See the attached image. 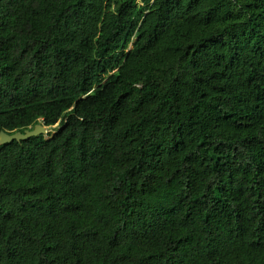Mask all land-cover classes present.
<instances>
[{"label": "trees", "instance_id": "obj_1", "mask_svg": "<svg viewBox=\"0 0 264 264\" xmlns=\"http://www.w3.org/2000/svg\"><path fill=\"white\" fill-rule=\"evenodd\" d=\"M0 264H264V0H0Z\"/></svg>", "mask_w": 264, "mask_h": 264}, {"label": "water", "instance_id": "obj_2", "mask_svg": "<svg viewBox=\"0 0 264 264\" xmlns=\"http://www.w3.org/2000/svg\"><path fill=\"white\" fill-rule=\"evenodd\" d=\"M47 128L43 125H35L32 130H25L23 133H7L0 131V146L11 144L12 142L21 143L33 137L45 136Z\"/></svg>", "mask_w": 264, "mask_h": 264}, {"label": "rangeland", "instance_id": "obj_3", "mask_svg": "<svg viewBox=\"0 0 264 264\" xmlns=\"http://www.w3.org/2000/svg\"><path fill=\"white\" fill-rule=\"evenodd\" d=\"M55 129H57V125H55L52 128L47 129V133H46L45 137L48 138V135L54 134Z\"/></svg>", "mask_w": 264, "mask_h": 264}]
</instances>
